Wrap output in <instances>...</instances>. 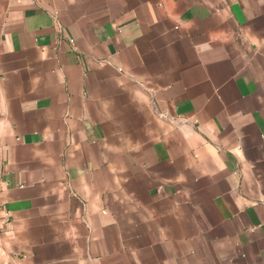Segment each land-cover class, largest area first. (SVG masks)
I'll use <instances>...</instances> for the list:
<instances>
[{"label":"crops","instance_id":"1","mask_svg":"<svg viewBox=\"0 0 264 264\" xmlns=\"http://www.w3.org/2000/svg\"><path fill=\"white\" fill-rule=\"evenodd\" d=\"M0 264H264V0H0Z\"/></svg>","mask_w":264,"mask_h":264}]
</instances>
